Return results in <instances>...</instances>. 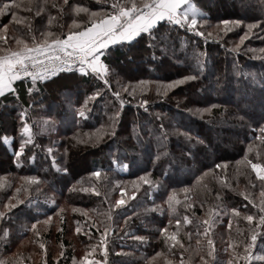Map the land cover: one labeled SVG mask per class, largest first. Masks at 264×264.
<instances>
[{
    "label": "trees",
    "instance_id": "1",
    "mask_svg": "<svg viewBox=\"0 0 264 264\" xmlns=\"http://www.w3.org/2000/svg\"><path fill=\"white\" fill-rule=\"evenodd\" d=\"M194 1L208 13L205 19L209 26L201 27L206 36L161 22L153 47H148L147 35L140 43L112 46L107 61L111 89L102 81L73 70L38 81L31 94L27 91L31 87L30 80H23L14 85L15 93L6 92L0 96V178H3L0 182L6 181L5 188L0 189V210L6 211L7 197L13 195L16 187L26 184L23 177L36 175L43 181L39 193L35 185L31 186V204L27 203L26 195L17 194L26 203L0 220V258L16 254L21 264H43L44 259L47 264H76L74 259L81 260L88 251L90 258L102 260L103 250L97 247L92 252V246L100 243L96 227L102 230L103 226H108L107 264H168V261L179 264L181 249L170 248L159 230L168 226L170 231H175V220L180 219L179 235L185 246V264H201L199 256L206 254L207 243L205 237L197 235V230L203 232L201 221L207 219L211 208L221 209L210 233L215 241L216 256L223 264L234 259L233 249L227 248L232 241H236L235 251L243 255L240 242L248 238L251 226L241 217L233 216L230 209L237 207L242 214L246 209H250V214L257 213L252 200L259 202L264 183L256 178L250 167L237 164V161H243L247 155L255 162L257 152L264 157V140L258 139L264 135L260 131L264 127V110H253L252 104L236 105L235 96L229 92L234 94L240 84L246 85V91L259 92L264 88V52L260 51L264 49V30L253 29L249 39L239 50H234L239 36L246 30L245 25L226 35L217 25L224 19H240L245 23L256 19L264 21V6L260 0ZM74 2L81 0H69L70 4ZM83 2L93 10L103 4V0ZM16 3L20 7L14 11L24 23H9L11 16L8 14L0 17V25L9 24L11 46L13 36L28 38L26 26L29 22L34 32L39 29L54 33L60 32V25L66 30L71 24L63 0H47L46 12L39 17L35 15L38 9L29 0H16ZM60 7H64L63 13ZM48 15L56 17L51 26H47ZM77 18H84V15ZM209 32L211 36H207ZM197 60L201 61L202 69ZM186 75H195L197 79L172 89L166 97L157 94L155 83L148 85L149 90L142 95L137 88L135 98L123 92L124 87L137 85L140 80L166 82ZM97 90L102 95L87 105L86 118L76 116L75 111L80 109L84 99ZM115 91H121V98L125 100L123 106L112 95ZM141 99L149 100L147 108L139 105ZM211 105L216 107L210 112L197 111ZM23 111H27L26 119L32 125L34 139L27 145L18 166L14 149L20 139L27 138L19 131ZM116 111L120 116L114 125L115 135H104L96 140V130L101 125L107 130ZM5 135L13 137V142L5 144ZM249 145L253 146L252 152L248 151ZM48 148L53 149L51 154ZM53 156L57 164L67 167V173L53 167ZM216 164L226 167L216 169ZM97 169L101 171L100 177L92 176ZM204 173L206 175H202ZM142 175L152 183L139 181ZM134 183L140 185L139 189L134 188ZM121 186L126 189V199L133 191L137 195L128 199V204L121 209L109 210V205L120 197ZM85 187H95L100 195L80 191ZM173 191L180 200L175 212L167 203ZM50 199H55V206ZM12 202H16L15 198ZM186 203L191 207L186 208ZM60 208L64 211L60 212ZM72 208L87 210L88 215L74 213ZM46 215H53L52 222L38 225L41 235L36 237L30 225L34 218L43 221ZM184 216L192 223L185 224ZM169 220L173 221L171 225H168ZM229 220L232 221L231 229L228 228ZM77 221L82 228L80 233L75 231ZM255 223L253 221L252 226ZM185 233L191 234V240ZM197 240L203 248L199 255L194 252ZM40 244L45 245L46 254ZM158 252L163 255L157 256ZM252 252L250 262L241 259L239 264H264V260L255 258L264 255V235L258 236ZM205 258L211 259L206 255Z\"/></svg>",
    "mask_w": 264,
    "mask_h": 264
},
{
    "label": "snow or ice",
    "instance_id": "2",
    "mask_svg": "<svg viewBox=\"0 0 264 264\" xmlns=\"http://www.w3.org/2000/svg\"><path fill=\"white\" fill-rule=\"evenodd\" d=\"M261 5L264 6V0H260ZM3 6L0 7V17L5 14L11 16L9 23H24L23 20L17 18L14 9H18L20 4L16 3V0H10V2H3ZM30 4H34L38 9L35 12L37 17L41 16L42 13L46 12L45 4L47 0H29ZM63 5L67 7L68 14L71 18V24L66 27L60 25V32L54 33L50 30L40 31L39 29H32V25L29 22L27 24V35L28 38H20L13 36L11 39L14 41L16 47L13 48L9 45V24L5 23L0 25V96L5 95L6 92L15 93V84L17 81L30 80L31 87L27 89L28 93L31 94L36 90L37 82H43L51 79L52 77L58 75L60 72L73 70L78 71L83 76H92L103 82L106 88L111 89L112 85L109 81L110 76V65L107 63L109 60V53L111 47L115 45H131L133 42L140 43L144 40L145 35L149 38L148 47H153L157 42L156 33L159 32V25L161 22H167L170 25L178 26L180 29H184L188 32L194 33L197 36L205 37L206 33L201 31V27L209 26L208 20L205 17L208 13L204 12L203 9L198 7L194 0H103V4L97 9L93 10L85 6L83 0L81 2L69 3V0H63ZM56 7V5H53ZM31 11V7L28 9ZM59 11L64 12V7H60ZM81 14L84 18L80 17ZM56 17L48 15L47 26H51L53 20ZM241 25H245L246 30L239 36V43L236 44L234 50H239L240 46L249 39L250 35L253 34L252 30L256 28H261L264 30V21L256 19L252 22L245 23L244 20L236 19L229 20L224 19L218 22L217 27L225 35L228 32L233 31ZM162 35V34H161ZM212 33H207V36H211ZM31 40V44L29 43ZM264 52V49L260 50ZM198 66L202 69L203 65L201 61L197 60ZM197 79L195 75H186L179 77L177 79L169 81H147L140 80L137 81L136 87L126 86L123 88V92L135 98L137 94V88L141 95L148 91V85L152 83L156 84V92L161 97H166L168 93L177 88L180 85L185 84L188 81ZM102 92L97 90L91 95L87 96L79 110L75 111V115L80 118H86V113L88 111L87 105L100 97ZM112 95L119 100V104L123 106L125 100L121 98V91H115ZM141 107L147 108L149 106V100L141 99L138 101ZM216 105H211L203 109H198L197 111L207 113L211 111V108H215ZM120 112L116 111L112 117V125L109 126L107 130L101 125L100 129L96 130L95 139L99 140L104 135H115L114 125L118 122V117ZM27 111L21 113L20 119L22 122V127L19 129L22 137H27L26 139H20L18 147L14 149V156L17 158V164L20 166L21 157H24L27 145L33 143L34 135L32 131V125L28 123ZM47 123V121H45ZM161 129L163 125L161 124ZM264 133V127L260 129ZM185 135H187L185 133ZM167 139V135L164 136ZM260 140H264V135L258 137ZM13 137L5 135L3 137V142L5 144L12 143ZM86 142V141H85ZM248 151H253V146L249 145ZM47 152L51 154L53 152L52 148H48ZM258 157L255 162L253 159H248L245 155L243 161H237V164L244 163L246 166L255 173L256 178L264 183V157L260 156L257 152ZM34 161V155L31 158ZM53 167L57 171H62L67 173V167H61L56 163L55 156L52 157ZM216 169L225 168V164H216L214 166ZM94 177H100L101 171L97 169L92 174ZM206 175V173L202 174ZM3 178H0L2 181ZM26 184L21 187H16L12 196L7 197V202L4 203V209L6 211L0 210V220H4L5 217L9 216L13 209H18L20 205L26 203L24 199H20V193L27 196V203H32V193L31 186L35 185V191L40 192V184L43 183L40 176L32 175L22 178ZM199 179V178H198ZM224 179V178H222ZM138 180L144 184H151L152 181L146 179L144 175L138 177ZM134 188L139 189V184L134 183ZM5 188V184L0 182V189ZM75 190V189H72ZM80 191L83 192H95L96 195H100L96 191L95 187L81 188ZM120 197L115 200L114 203L109 205V210L111 209H121L123 206L128 204V199L134 198L137 195L136 191L131 193V196L127 199L125 198L126 189L124 186L119 188ZM15 198V203L12 202ZM107 199V196H105ZM245 199H248L245 196ZM187 200V197H185ZM54 206L56 205L55 199H50L49 201ZM167 203L169 209L172 212L176 211L175 205L180 203V200L176 198L175 192L168 195ZM252 206L257 209L256 214H250V209H246L244 214L241 213L240 209L237 207H232L230 213L235 217H241L244 221H247L251 226L248 228L250 235L245 241L240 242L243 247V255L235 251L236 241H232L228 244L227 248L233 249L234 259H229L227 264H239V261L243 259L246 262H250L253 259L252 249L256 247L258 236L264 235V187L260 189V200L256 202L252 200ZM186 208H190V204H185ZM203 207V205H201ZM60 212L64 209L60 208ZM72 211L83 212L84 215H88L87 210H82L80 208H72ZM55 215V213H53ZM53 215H46L43 221L35 219L30 225V230L34 232L36 237H40L41 232L38 230L37 226L40 224L48 225L52 222ZM221 215V209L211 208L208 211L207 219L201 221L204 226L203 232L197 230V235L206 238L207 252L206 256L211 259H206L205 255H200L201 264H223V262L216 256L215 241L210 238V233L212 231L213 225L217 223L219 216ZM111 219V216L108 217ZM127 217H125V222H127ZM184 223L191 224L192 220L188 216H184ZM253 221H256L253 225ZM77 227L75 231L80 233L82 228L79 226L80 222L77 221ZM173 223L172 220L168 221V225ZM176 229L175 231H170L168 226L161 228L159 231L164 235L165 242L170 248L179 247L181 249L179 256L181 257L179 264H185L183 259L185 255L184 242L180 238V225L181 220H175ZM93 227H96L93 225ZM232 221L229 220L228 228L231 229ZM62 231V229H59ZM96 231L99 232V245L92 246V252L96 250L97 247L101 248L104 252V258L102 260H89L90 252L86 251L80 260V264H107L108 256V245L107 236L109 234L108 226H103L101 230L100 227H96ZM91 232V227L89 228V233ZM85 233V235H89ZM241 234H243L241 232ZM7 230H5V236H7ZM191 240V234L185 233ZM137 239L143 240V237H138ZM40 247L45 250L44 244H40ZM191 248V245H189ZM227 248L225 251H227ZM203 251L201 246V241H196V248L194 249L195 254H200ZM63 251L60 255L63 256ZM157 256L163 255V253L158 252ZM256 259L264 260V255L255 257ZM155 259V257H153ZM0 264H21V260L16 254L12 257L4 259L0 258ZM43 264H47V259L43 260ZM168 264H173L172 261H168Z\"/></svg>",
    "mask_w": 264,
    "mask_h": 264
},
{
    "label": "rangeland",
    "instance_id": "3",
    "mask_svg": "<svg viewBox=\"0 0 264 264\" xmlns=\"http://www.w3.org/2000/svg\"><path fill=\"white\" fill-rule=\"evenodd\" d=\"M194 3H195V1H194ZM223 10H226L225 8H226V6L225 5H223ZM12 47L13 48H15L16 47V45H15V43H12ZM137 85H129L128 87H136ZM244 86H246L245 84H240V85H238V87L235 89V91H234V94L232 93V92H229V93H231L232 95H234L235 96V104L236 105H238V104H242V105H251L252 104V109L253 110H257V111H259L260 109L261 110H264L263 108H264V88L262 89V90H260L259 92H257V91H255V90H250V91H246L245 90V88L246 87H244ZM264 86V85H263ZM245 90V91H244ZM255 95H257V96H255ZM260 102H261V104H260ZM24 112V111H23ZM22 113V112H21ZM217 125V124H216ZM240 127H242L241 125H240ZM237 129L236 130H238V128H239V126H237L236 127ZM234 131H235V129H233ZM233 131V132H234ZM232 138V136H230V139ZM233 141V140H232ZM5 177V176H4ZM5 178H7V177H5ZM4 184H6V181H4ZM117 199V198H116ZM73 235V234H72ZM25 243L27 244V246H28V243H29V240L28 239H26V241H25ZM24 243V244H25ZM24 244H23V247H24ZM26 244H25V247H26ZM75 244H78L76 241H75ZM89 260H96V259H92V258H90L89 257ZM74 262L76 263V264H80V259L78 258H75L74 259Z\"/></svg>",
    "mask_w": 264,
    "mask_h": 264
},
{
    "label": "built area",
    "instance_id": "4",
    "mask_svg": "<svg viewBox=\"0 0 264 264\" xmlns=\"http://www.w3.org/2000/svg\"><path fill=\"white\" fill-rule=\"evenodd\" d=\"M60 73H63V72H60Z\"/></svg>",
    "mask_w": 264,
    "mask_h": 264
}]
</instances>
